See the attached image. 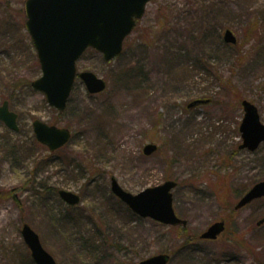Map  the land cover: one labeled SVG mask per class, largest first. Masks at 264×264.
<instances>
[{
  "label": "rangeland",
  "instance_id": "374dc122",
  "mask_svg": "<svg viewBox=\"0 0 264 264\" xmlns=\"http://www.w3.org/2000/svg\"><path fill=\"white\" fill-rule=\"evenodd\" d=\"M25 2L0 0V107L9 102L19 126L0 120V264H35L25 224L57 264H82L79 231L104 246L101 264L160 254L169 264H264V198L233 217L226 209L264 181V143L240 149L243 100L264 124V0H153L120 57L108 63L92 49L81 57L79 74L94 73L107 90L89 94L78 78L63 113L31 85L42 70ZM226 30L236 45L224 42ZM201 99L211 103L188 108ZM36 120L69 129L70 142L51 152L36 139ZM147 144L159 150L146 156ZM113 178L133 195L177 182L174 209L187 227L137 216L112 193ZM61 190L82 203L71 209ZM222 219L225 236L200 240Z\"/></svg>",
  "mask_w": 264,
  "mask_h": 264
},
{
  "label": "water",
  "instance_id": "95a60500",
  "mask_svg": "<svg viewBox=\"0 0 264 264\" xmlns=\"http://www.w3.org/2000/svg\"><path fill=\"white\" fill-rule=\"evenodd\" d=\"M153 0H27L25 14L26 30L41 65L42 76L32 82V87L43 93L51 107L59 112L67 108L77 78L86 85L89 94L97 95L107 89V83L92 72L78 75L77 62L88 49L103 55L106 62L114 61L122 55L125 40L134 31L137 21L141 20L147 6ZM224 42L237 44L234 33L227 30ZM209 100H196L189 104L192 109L209 104ZM244 118L240 127L243 138L241 149L256 151L264 143V124L260 120L258 108L248 100L242 102ZM0 120L17 132L18 115L9 108V102L0 107ZM37 140L55 152L71 139L66 128L49 126L41 121L34 122ZM158 146L148 144L144 154L151 156ZM175 181L148 188L137 195L125 191L116 179L111 181L112 193L125 203L134 214L161 224L179 227L187 226V221L179 218L173 205ZM61 199L69 206L81 203L79 195L61 190ZM264 198V181L256 184L235 206L240 210L257 199ZM264 219L258 225H262ZM225 222L211 225L201 239L216 240L225 234ZM22 235L31 251L35 264H57L53 256L43 247L39 235L28 225L22 228ZM170 256L161 254L146 259L139 264H168Z\"/></svg>",
  "mask_w": 264,
  "mask_h": 264
},
{
  "label": "trees",
  "instance_id": "16d2710c",
  "mask_svg": "<svg viewBox=\"0 0 264 264\" xmlns=\"http://www.w3.org/2000/svg\"><path fill=\"white\" fill-rule=\"evenodd\" d=\"M21 12H24V10H22ZM14 87L16 89V85ZM9 193L11 194V192ZM226 209H227V214H228L227 216L233 217L235 211L231 209L230 207H227ZM72 222H76L77 226L81 224L80 219L69 217V223H72ZM71 237L69 236V242L72 243ZM95 239L96 238L93 236L87 237V236L82 235L81 231L78 232L77 238L74 239L77 242V244H79L80 246V250H77V253L80 255L82 264H101L102 263V262L100 263V259L98 258V255H99L100 248L104 246H99V244L96 245ZM103 243H104L103 245H105L106 241Z\"/></svg>",
  "mask_w": 264,
  "mask_h": 264
},
{
  "label": "flooded vegetation",
  "instance_id": "af4514ba",
  "mask_svg": "<svg viewBox=\"0 0 264 264\" xmlns=\"http://www.w3.org/2000/svg\"><path fill=\"white\" fill-rule=\"evenodd\" d=\"M54 126V125H53ZM241 147V146H240ZM243 150H245V149H243ZM223 220V219H222ZM225 221V220H224ZM226 222V221H225ZM226 226H227V223H226ZM218 241V240H217ZM207 242H210V241H207Z\"/></svg>",
  "mask_w": 264,
  "mask_h": 264
}]
</instances>
